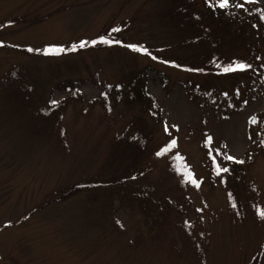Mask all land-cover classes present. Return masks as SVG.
I'll list each match as a JSON object with an SVG mask.
<instances>
[{"label": "rangeland", "instance_id": "rangeland-1", "mask_svg": "<svg viewBox=\"0 0 264 264\" xmlns=\"http://www.w3.org/2000/svg\"><path fill=\"white\" fill-rule=\"evenodd\" d=\"M210 1L0 0V264H264V0Z\"/></svg>", "mask_w": 264, "mask_h": 264}, {"label": "snow or ice", "instance_id": "snow-or-ice-1", "mask_svg": "<svg viewBox=\"0 0 264 264\" xmlns=\"http://www.w3.org/2000/svg\"><path fill=\"white\" fill-rule=\"evenodd\" d=\"M246 2H251V0H246ZM216 3L218 5V7L220 8H226L229 3H230V0H216ZM238 7H243V5H238ZM262 19H264V15H262ZM113 31H119V29H113ZM91 43L92 45H96L97 43H105V44H113V43H120V41L118 40H113V39H110V38H105L103 36H101L99 38V40H92V41H81L80 44H79V47L80 48H84L86 46H88V44ZM127 47L131 48L132 50L134 51H137V52H141V53H144V54H147V55H151V53L148 51V49L144 48L143 46H137V45H128ZM72 51H75V48H72L70 49ZM65 51V49L63 48H55V47H50L48 49H46V52L47 53H59V52H63ZM153 59H156V57H153ZM251 67L250 65H246L242 62H234L233 64H230V65H227V66H222V69L223 71L225 72H231V71H242V70H245L247 68ZM51 103L55 104L56 101H52ZM253 123H255L256 121L253 120L252 121ZM211 138L209 137V142H210ZM175 140H173L171 142V144L169 145V149L171 147H175ZM169 149H165L164 151H167ZM163 154V151L160 152V153H157V155H162ZM227 159L229 160H233L234 158L231 157V156H228ZM221 171L223 172H227L228 169L227 168H219L217 167V174H219ZM186 179L190 182H192L193 184H195L197 187L199 186V183L198 181H196L195 177L190 173V171L186 174ZM235 206V205H233ZM259 215L261 216V218H264V212H261L259 213ZM117 223H119V221H117Z\"/></svg>", "mask_w": 264, "mask_h": 264}, {"label": "trees", "instance_id": "trees-1", "mask_svg": "<svg viewBox=\"0 0 264 264\" xmlns=\"http://www.w3.org/2000/svg\"><path fill=\"white\" fill-rule=\"evenodd\" d=\"M206 2H209V0H206ZM209 6H211V14H212V19H214V16L215 17H219V15H221L222 16V11H226V10H228L229 8L231 9V6L230 5H228L226 8H220V7H218V5L215 3V1L213 0H211L210 1V3H209ZM218 28H220V32H222L224 29L222 28V27H219L218 26ZM4 44V42L3 41H1L0 40V46L1 45H3ZM133 99H138V100H142V101H144V100H147V102H148V105L150 106V109L152 108V109H154L155 110V101H154V98L152 97V96H150L143 88H139L137 91H136V89H135V91L133 92ZM150 100V101H149ZM138 132L136 131L135 132V134H137ZM142 133H144L143 131H142ZM139 139H140V141H139ZM129 140L131 141V142H135L134 144H139L140 142H141V144H143V145H141V146H144L146 143V140L143 138V137H141V135H133V137H131V138H129ZM136 140H138L139 141V143L136 141ZM145 143V144H144ZM216 166V165H215ZM221 168V167H220ZM228 169V168H227ZM223 172V171H222ZM223 173H225V172H223ZM86 185H89V186H93V185H96V184H89V183H83L81 186H84V187H86ZM79 187V186H78ZM140 194H142V196L141 195H138V194H136L135 196H136V200L138 199V200H142V199H145V194H148L147 192H141ZM144 197V198H143ZM153 197V196H152ZM157 200V199H156ZM144 201V200H143ZM146 202V201H145ZM148 202V201H147ZM165 209V206H162L161 208H160V210L161 211H163ZM146 214H147V216H149V217H153V216H155V212L149 207V205H147V211H146Z\"/></svg>", "mask_w": 264, "mask_h": 264}]
</instances>
